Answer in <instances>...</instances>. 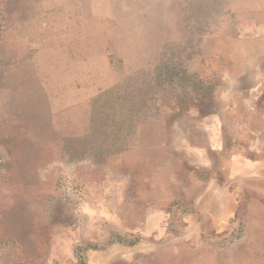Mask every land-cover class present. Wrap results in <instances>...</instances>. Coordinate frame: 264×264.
<instances>
[{"label":"rangeland","instance_id":"374dc122","mask_svg":"<svg viewBox=\"0 0 264 264\" xmlns=\"http://www.w3.org/2000/svg\"><path fill=\"white\" fill-rule=\"evenodd\" d=\"M0 264H264V0H0Z\"/></svg>","mask_w":264,"mask_h":264}]
</instances>
